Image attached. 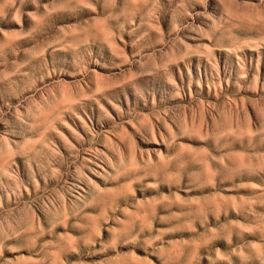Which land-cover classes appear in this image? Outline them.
<instances>
[{
	"label": "rangeland",
	"instance_id": "obj_1",
	"mask_svg": "<svg viewBox=\"0 0 264 264\" xmlns=\"http://www.w3.org/2000/svg\"><path fill=\"white\" fill-rule=\"evenodd\" d=\"M0 264H264V0H0Z\"/></svg>",
	"mask_w": 264,
	"mask_h": 264
}]
</instances>
